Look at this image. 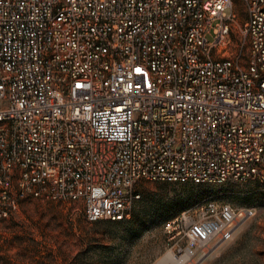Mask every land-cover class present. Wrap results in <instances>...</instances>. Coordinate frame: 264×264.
I'll list each match as a JSON object with an SVG mask.
<instances>
[{"label": "built area", "instance_id": "built-area-1", "mask_svg": "<svg viewBox=\"0 0 264 264\" xmlns=\"http://www.w3.org/2000/svg\"><path fill=\"white\" fill-rule=\"evenodd\" d=\"M241 2L233 41L232 0H0V218L46 198L120 222L144 180L264 182V0ZM249 215L181 214L164 264Z\"/></svg>", "mask_w": 264, "mask_h": 264}, {"label": "rangeland", "instance_id": "rangeland-1", "mask_svg": "<svg viewBox=\"0 0 264 264\" xmlns=\"http://www.w3.org/2000/svg\"><path fill=\"white\" fill-rule=\"evenodd\" d=\"M236 20L231 37L238 41L245 22L241 0H232ZM140 198L124 221L89 222L79 203L46 198L23 202L0 218V264H162L185 238L168 228L181 214L206 203L229 204L250 215L234 228L229 241L198 251L192 264H264V182L195 185L139 182Z\"/></svg>", "mask_w": 264, "mask_h": 264}, {"label": "bare ground", "instance_id": "bare-ground-1", "mask_svg": "<svg viewBox=\"0 0 264 264\" xmlns=\"http://www.w3.org/2000/svg\"><path fill=\"white\" fill-rule=\"evenodd\" d=\"M166 260H167V256H165V259L162 260V264H164Z\"/></svg>", "mask_w": 264, "mask_h": 264}, {"label": "snow or ice", "instance_id": "snow-or-ice-1", "mask_svg": "<svg viewBox=\"0 0 264 264\" xmlns=\"http://www.w3.org/2000/svg\"><path fill=\"white\" fill-rule=\"evenodd\" d=\"M135 71H136L137 73H139V72L141 71V69L137 68V69H135ZM78 87H79V85H78Z\"/></svg>", "mask_w": 264, "mask_h": 264}]
</instances>
